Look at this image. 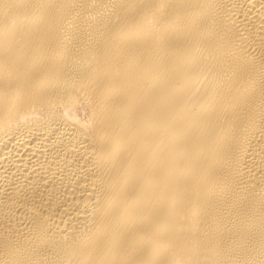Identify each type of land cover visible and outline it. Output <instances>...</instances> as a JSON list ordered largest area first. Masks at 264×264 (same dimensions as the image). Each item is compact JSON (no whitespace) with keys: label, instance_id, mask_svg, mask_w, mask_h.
Returning a JSON list of instances; mask_svg holds the SVG:
<instances>
[{"label":"bare ground","instance_id":"obj_1","mask_svg":"<svg viewBox=\"0 0 264 264\" xmlns=\"http://www.w3.org/2000/svg\"><path fill=\"white\" fill-rule=\"evenodd\" d=\"M0 264H264V0H0Z\"/></svg>","mask_w":264,"mask_h":264}]
</instances>
